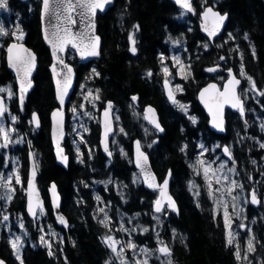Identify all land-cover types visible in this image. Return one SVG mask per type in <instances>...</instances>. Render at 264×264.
Here are the masks:
<instances>
[{"label":"trees","instance_id":"obj_1","mask_svg":"<svg viewBox=\"0 0 264 264\" xmlns=\"http://www.w3.org/2000/svg\"><path fill=\"white\" fill-rule=\"evenodd\" d=\"M202 1L194 0L195 15L192 16L169 0H116L114 7L98 18V33L102 38L101 58L83 65L73 51L68 52V62L78 72L76 89L85 83L98 91L100 109L109 100L114 103L120 114L118 125L122 127V133L119 140L124 149L121 151L112 146L113 160L105 165L108 159L99 148L100 125L97 123L92 125L87 135L94 151L92 155L85 148L88 153L86 167L76 166L71 160L69 169L65 170L56 163L50 137L49 115L57 102L48 70L50 51L41 35V2L35 6L34 13H28L29 2L10 0L11 5L21 12L13 13V17L19 15L26 32L25 42L38 54L39 63L35 88L25 104V114L37 111L42 127L18 126L27 134V140L33 143L32 149L27 143L18 149L26 172L30 151L40 162L39 187L46 201L43 222L47 226H55L48 196V188L54 181L63 196V213L71 224L69 231L61 229V239L53 244L50 251L43 246L28 247L24 253V264H120V259L105 243L104 238L114 231L101 223L96 195L106 200L116 222L126 224L136 246L146 247L154 253V256H149L153 264H168L169 260L171 264H238L235 249L227 241L221 215L215 216L205 188L198 194L194 186L195 181H201V178L194 175L192 164L200 140L203 142L204 139L209 144L217 138L227 139L236 126L241 129L242 123L228 111L225 136L214 134L209 129L208 117L199 105L197 92L210 80L222 84L226 70L232 69L237 73L242 68L254 81L255 90L264 105V95L259 94L264 89V0L219 1L216 8L228 13L229 21L225 33L213 44L200 28V13L204 9ZM211 1L208 0L206 5H212ZM131 35L134 36V43L129 39ZM171 38L184 44V59L189 64L188 78L183 82L185 92L178 95V99L190 104L192 114L198 117L197 124L166 99L162 79L157 76L161 54L170 52ZM4 40L8 44L13 36L6 35ZM5 55L4 49L3 71L0 74L2 84L11 80L15 82L14 77L9 79L11 73L5 68ZM217 65L221 66V70L210 75L207 68ZM150 72L153 74L151 81L146 77ZM246 83L248 81H244L243 87ZM133 97L137 98L140 110L149 104L157 108L164 135L158 136L143 117L135 116ZM74 99L75 94L72 101ZM261 104L256 107H261ZM251 106L252 103L248 102L251 110L250 113L248 111L249 121L253 116ZM15 109L19 110L18 105ZM146 127L151 131L147 140L152 142V146L145 149L159 179L163 180L169 170L173 174L171 192L180 212L171 213L168 219L154 210L158 193L146 190L135 179L132 144L136 139L145 141ZM157 137L159 142L155 143L153 139ZM66 148L69 153L68 140ZM240 149L242 156L239 161L243 163L246 150ZM253 171L254 168L248 167L247 174ZM111 176L119 181L118 187L111 186L107 190L101 184L96 192L91 189L90 184L107 182ZM23 197L18 196L16 209L21 206ZM22 211L25 213L24 207ZM248 218L249 221H256V229L260 225L258 249L264 259L263 203L258 208L249 206ZM116 234L121 236V231ZM161 244L169 245L170 256L159 254L157 250Z\"/></svg>","mask_w":264,"mask_h":264},{"label":"rangeland","instance_id":"obj_2","mask_svg":"<svg viewBox=\"0 0 264 264\" xmlns=\"http://www.w3.org/2000/svg\"><path fill=\"white\" fill-rule=\"evenodd\" d=\"M219 1L221 0H212V6H217ZM28 13H34L35 6L38 2H41V0H28ZM208 3V0L202 1V6L205 7V5ZM10 0H6V6L0 7V28L3 29V34H0V64L3 61V50H6V47L8 44L5 43L4 37L6 35L11 34L13 36V40L15 42H25L26 32L25 29L22 26L21 19L19 15L17 17H13V13L10 11ZM21 13V12H19ZM10 19V20H8ZM20 33H23L22 39L17 40L15 37L17 35H20ZM133 38L131 41L133 43L134 36L131 35ZM11 41V42H12ZM171 49L168 56H164L162 59H160L158 70L161 64H164L162 66L164 79L166 81H169L172 83L173 88L176 92V94L180 95L185 92L184 88V79L187 80V76L189 74V64L184 59V44H180L178 39H172L171 38ZM162 57V55H161ZM177 58L179 59L180 63H177ZM168 68V74L164 72V68ZM181 68H183V71H181ZM242 69V68H241ZM241 69L238 74L241 73ZM157 70V76L161 77L160 74H158ZM244 72V71H243ZM245 75H241L240 77L244 81H248L244 87L240 89V97L243 98L246 103L250 102L252 103L253 107V117L258 122V129L264 130V105L261 104L257 89L253 90L252 85L249 83L248 75L246 72H244ZM222 80L224 81L225 78ZM220 84V83H219ZM162 85V83H161ZM221 85V84H220ZM0 88L5 89L4 92H0V95H6L11 99V102L19 101V93L18 88L16 87V84L13 80L10 82L0 84ZM9 90L11 92V95H9ZM264 92V89L261 91ZM260 92V93H261ZM91 93V95H89ZM75 99L72 101V103L68 106V126H67V132H68V138L67 140L71 142L74 153L77 159V162L80 163L81 160L85 159L86 154L85 148H87L88 152L90 154L93 153L94 148L90 145L89 140L87 138V135L90 133L92 125L100 124V95L98 91H94L92 88H89L85 83H83L81 86H79L78 90L75 91ZM95 97H98L96 99ZM261 104V107H256L257 105ZM14 107H16L17 103H12ZM180 105H184L185 107L182 109ZM174 106L186 113L188 117L191 118L190 115V104L188 102H183L180 99H178L177 103H174ZM19 109V107H18ZM114 115H115V123H116V137H112V146H115V149L123 150V146L119 140V136L122 133V127L118 125V122L120 121V114L118 113V110L113 108ZM248 111L250 113V108L248 107ZM19 112L21 116L23 117L22 120H18L15 118V123H19L22 126L30 127L32 126V123L26 120L24 121V118L26 117L25 109L24 111H21L19 109ZM136 116L137 114L139 116H142L138 110L134 111ZM31 115V113H30ZM29 115V118H30ZM138 117V116H137ZM27 119V118H26ZM30 120V119H29ZM235 126V125H234ZM0 128H3L8 133V141L6 142L4 140L3 134L1 133L3 144L7 143V147L5 148V153L7 157L9 158L8 165L13 162V172L8 173V176L12 177V180H15V176L19 175L21 179L20 169H22V157H21V151L18 148H23L25 144H28L29 149L33 147V143L29 142L27 140V134H23V132L20 130L18 126H7L4 124V122H0ZM262 131V130H261ZM145 137L146 139H149L150 136V130L149 127L145 128ZM263 132V131H262ZM25 133V132H24ZM115 135V134H114ZM238 144H241V139H237ZM235 141L233 144H237ZM67 143V142H66ZM152 142L147 140L144 142V147H151ZM114 148V147H113ZM235 148V147H234ZM197 152L195 153L196 157L194 158V163L192 166L194 167V175L201 178V181L198 179L195 181L194 186L199 191L205 188L209 199L211 200L214 208L215 216H219L220 212L223 213V221L225 224V206L227 208V213L229 217L228 224L229 227H226L225 224V232L227 241L229 240V231H231V239L232 244L231 246L234 247L235 252L237 251V246L239 247L240 251V258L237 259L238 264H253L254 262H257V264H264V259L261 258L262 253L258 249L259 242V227L256 229L255 224L256 221H249V218L245 215V205H249V194L248 192H244L243 187L238 188L236 187L234 190L231 191V194H229L228 189L231 187V182L237 181L234 179L236 176L238 170L235 163L228 161L224 156L223 152H220L218 149V146L215 145V143L211 146L206 145V143L198 142L196 145ZM79 150V151H78ZM93 155V154H92ZM12 158V159H11ZM38 160V159H37ZM199 161H203V164L198 163ZM224 165L223 168H221V165ZM210 165V172H209V178L212 182V189L210 190L208 187V181L205 179L204 176V167H208ZM10 166V165H9ZM38 166L40 169V162L38 160ZM262 167H263V176H264V156L262 161ZM234 170V171H232ZM255 171V169H254ZM15 172V173H14ZM215 172V175L212 173ZM6 174V172H3V176ZM249 175L248 182H249ZM219 177V183H216V179ZM139 176H135V179L137 180ZM226 178V179H225ZM112 181V182H111ZM245 181V180H244ZM22 182V179H21ZM117 181L115 183L114 180H109L107 182H95L92 187V184H90L91 189L96 192L97 188L101 186V184H104L105 188L107 190L110 189L111 185H114V188L118 187ZM113 183V184H112ZM244 183V182H243ZM238 184V183H237ZM249 184V183H248ZM239 185V184H238ZM241 185V184H240ZM12 188L15 189L14 192L9 193L11 197H14L15 193L24 192V185L22 184H16L10 185ZM239 191L238 192H236ZM98 216L100 217V220H104L105 216H107V224L108 228L114 232L107 235L104 240L107 237H112L114 240L118 241L116 244L117 251H119L121 248H123V257L126 259L128 264H135V261H144L145 259L148 261V264H153L151 262V258L149 257L154 256L153 252L149 251V255H145L144 253L140 252V249H146V247L143 246H136V251L133 252L131 249L127 248L126 245L129 243L135 244L133 242V235L129 232V229L126 224L123 221L116 222L112 214L110 212L109 206L106 204V200L102 198L99 195H96V198H98ZM232 197H237L236 200H233ZM264 198V195H263ZM222 201V202H221ZM264 205V201H262ZM261 203V204H262ZM235 205V207H233ZM103 209V211H101ZM42 212L40 214V220L43 221V214ZM20 215V214H18ZM161 219V217H159ZM47 226V225H46ZM121 227L125 229V231H121ZM48 230H51L52 240H50L48 237V231L45 230L44 234L42 235L43 241L39 243L40 246L48 247V250L50 251L51 248H53V244L56 243L61 239V234H59L56 230H53L52 226H47ZM121 231V236L116 234V232ZM251 241L253 250L248 251V242ZM14 242V241H13ZM259 242V243H258ZM16 243L17 248L21 246L20 243ZM19 244V245H18ZM136 245V244H135ZM164 244H161L159 246L162 247ZM112 251V250H111ZM114 256H116L115 253L112 252ZM160 254V253H159ZM17 255L19 258L22 257L21 255V249L18 250ZM117 257V256H116ZM245 257H247L245 259ZM118 258V257H117ZM150 258V259H149ZM119 259V258H118ZM120 261V260H119ZM263 261V262H262Z\"/></svg>","mask_w":264,"mask_h":264},{"label":"water","instance_id":"obj_3","mask_svg":"<svg viewBox=\"0 0 264 264\" xmlns=\"http://www.w3.org/2000/svg\"><path fill=\"white\" fill-rule=\"evenodd\" d=\"M21 1H27V0H21ZM171 1L178 9L183 10L187 12L188 14L195 15V8H194V0H188V3L191 6V11L188 9L182 7V2L178 3L177 0H169ZM116 0H112L110 4L105 5L104 11L97 10L95 16L86 15L83 18L80 16V9H77L75 12L72 13L73 19L76 21L75 24H66L64 21V17L67 15V13H64L62 11V6L60 8H57V0H50V10L48 13L45 12L44 6H43V0L41 3V11H40V21H41V35L42 40L45 44V46L50 51V57H51V63L48 67L49 73L51 75L54 91H55V99L57 102V106L50 112L49 120H50V137L53 147V153L56 160V163L64 168L65 170H68L70 167V156L67 153V148L65 146L67 138H68V132H67V122H68V105L73 97L76 87H77V80H78V72L73 64L68 62L67 60V54L69 50H72L75 52L78 60L83 64H88L90 62H93L94 60H99L102 56V38L100 34L98 33V18L99 16L105 15L111 8L114 7ZM211 9L212 12L218 13L220 16L226 17L222 23L219 24L218 28L215 31L214 35H209V32H211L215 26V20L216 18L213 17L211 14L208 15L207 18H205V12L207 9ZM59 12L60 19L56 18V13ZM89 21H91V24H94V28L90 26ZM229 21V15L228 13H222L219 11L215 6L207 5L204 7L203 11L200 13V28L202 33L209 39L211 43H213L217 38L221 37L225 31L226 27ZM65 26H68L70 30L74 34H84L85 36L84 43H89V40L94 37H99V43L97 47L98 55L95 56H87L81 55L80 51H77V49L72 48L70 45L65 48L64 51H57L56 55H53V47L52 44L49 42L50 39H52V34L56 31H60L62 34V30ZM46 35L48 39H46ZM13 45H16L15 48H13L12 53H9V48ZM24 49H27V52L23 51ZM28 53H31L35 56V66L31 68L30 73L27 75L25 74V70L28 67L27 63L24 66H18L19 71L17 69H14L13 67L9 66V56L11 55L13 57V60H15L17 57L23 58L26 62L30 60V57L28 56ZM224 60V57L221 59ZM60 61H63V63H60ZM6 63L8 66V69L12 72V74L16 78V84L20 92V96H23V101H27L31 92L35 88V76L38 72L39 63H38V54L35 52L33 48L28 46L26 42H11L7 47V53H6ZM64 65H67L68 68L72 69L71 72V79H70V86L67 89V95L64 96V103L61 104L60 99L58 98L59 91L63 90L64 86V77L67 75V68L64 67ZM55 66V71L53 70ZM221 68L220 65L209 67L207 68V72L211 75H214L219 69ZM208 69H215V71H208ZM229 71H231L232 76H235L236 79L240 80V84L236 86V95L240 98L242 102V106L244 109V114L241 115V112L239 110V107H233L231 102L224 103L222 108H217L212 97L215 95L214 90L209 89V92L204 94V98H201V93L204 91V89L209 88L210 85H216V88L223 92L225 86L228 84L229 79H231V76L229 75ZM227 79L224 81L223 85L221 86L218 82L215 80L209 81L206 85L201 87L199 91L197 92V100L199 102V105L205 112L206 116L208 117L209 121V129L213 133L217 135H225L227 132V111L231 112H239L240 115L245 119L246 117V111H245V101L240 97V88L243 85V80L237 75V73L234 70H227ZM30 81L31 87H26V90L21 93V81ZM164 88V95L166 99L173 103L171 99H169V92L172 93V96L174 97L175 101L178 99V95L173 89V86L170 82H165L163 85ZM0 101L3 102V105L5 107V101L3 97H0ZM137 101V98L136 100ZM206 103L209 106H206ZM111 104V108L108 107V105ZM113 102L107 101L105 103L104 108L100 111V136H99V148L102 152V154L105 157L112 158L113 153L111 149V138L114 135L116 131V124H115V117L113 112ZM211 108V111H210ZM148 109H152L151 112L147 111ZM108 111V116L106 117L104 115L105 111ZM36 117V120H33V117ZM143 116L145 121L151 125L157 132L158 135H164L165 130L161 125L160 122V115L157 110V108L153 105H147L143 110ZM147 117V118H146ZM32 121L35 128H41L42 127V119L40 114L35 111L32 115ZM38 121V123H37ZM156 124H159V128L156 127ZM222 128V130H221ZM160 129H163L162 131ZM107 132V135H106ZM159 142V137L156 138V143ZM137 143L139 144V150H137ZM59 145V148L57 147ZM107 148V150H105ZM59 153V155H58ZM132 156H133V164L134 167L140 171L141 178L143 185L146 190L158 192V198L157 200L160 201V207L161 211L156 212V202L154 204V210L156 213L160 214L162 213L166 208L172 213L178 214L180 212V208L178 205V202L173 197L171 192V183L173 174L172 171L169 170L164 177L163 180H160L157 173L155 172L150 156L149 154L144 150L143 145L141 143V140L136 139L132 144ZM66 157L67 159L64 160L63 158ZM146 158V160H145ZM37 165L36 167V176L34 179V187L35 191L32 193L31 201L32 206L35 211V215H32L29 212V194H28V180L31 176V171L33 168V163ZM39 167L38 163L36 161L35 155L33 152L29 153V167H28V178L26 183V214L27 216L34 220L38 218L39 211L41 209H44L46 207V201L45 198L40 190L39 187ZM167 180V187L164 190V194H161V188L164 185V181ZM149 185H152L151 187ZM54 186V187H53ZM255 192L252 190L251 194ZM256 194V193H255ZM48 196L50 200V206L53 212V217L58 226H62L66 231H69L71 228V224L69 222L68 217L63 213L62 205H63V196L59 190V186L56 182H52L48 188ZM257 197V196H256ZM169 198L171 201V204H174V207L170 206ZM250 203L258 207L259 206V200L257 198V203H252L251 201V195H250ZM39 204V206H37ZM60 217L64 219L66 224L60 223ZM263 239H264V231H263ZM163 246H167L171 251V248L169 245L165 244ZM162 246V247H163ZM164 256V255H163ZM2 264H6L5 262H2Z\"/></svg>","mask_w":264,"mask_h":264},{"label":"flooded vegetation","instance_id":"obj_4","mask_svg":"<svg viewBox=\"0 0 264 264\" xmlns=\"http://www.w3.org/2000/svg\"><path fill=\"white\" fill-rule=\"evenodd\" d=\"M9 9L12 13H19V11L15 7H13L11 4L9 6ZM168 54H163L161 59L164 56H168ZM163 65L164 64H161L159 67V70H158V74L161 73L160 75L162 76V78H161L162 84H164V82H166V80L163 78L164 77L163 71H161ZM2 67H3V61L0 64V74L2 73L1 71H3ZM5 68L8 72L11 73V71L8 69L6 59H5ZM150 73H151V75H148L146 77L151 81V79L153 78V74H152V72H150ZM12 77H14V75L11 73L9 79H12ZM0 84H2V83L0 82ZM0 96H2L4 98V101L6 104L5 108L7 109L4 112L3 116H0V122H4V124L7 126H15V125L21 126L19 123H15L12 119L13 117L17 118L19 121L23 119L19 110H16L15 107L12 105V103H14V102L17 103L19 109L21 111H24L25 103H27L28 100L21 104L20 95H19V101L18 102L14 101V100L11 102V99L6 95H0ZM133 103L135 104L134 111L138 110L142 116H139L138 114H137V116L142 118L144 109L140 110L138 108V105H137L138 100L133 101ZM245 111H246L245 112L246 113L245 119L240 115L239 112H232L237 119H241V123H242L241 129H240V127L236 126L233 129L234 132H232V134L229 136V138H227V139L217 138L212 143H209V144L204 142V139H203V143H206V145H208V146H211L215 143V145L218 146L217 150H219L220 152H223V156L228 161L230 160V162L236 164L238 172H237L236 176L234 177V179L237 181V183L239 185L240 184L242 185L244 192H246V193L248 192L249 200H250V194H251L252 190H254L256 193V196L260 202L259 203V205H260L262 203V201H264V198H263V195H264V192H263L264 191V176L262 173L263 172L262 161H263V156H264V148L261 147V144H264V130L261 129L263 131L262 132L260 129H258L259 124L253 116L249 121L248 103H246V101H245ZM33 113H34V111L31 113V115L27 114L26 117L24 118V121L25 120H26V122L28 121V124H29V122L32 123ZM29 115H30V118H29ZM190 115H191L192 119L193 118L195 119V124L199 123V120L197 119L198 117L195 114H192L191 110H190ZM68 119H69V116H68ZM218 136L222 137L221 135H218ZM223 136H225V135H223ZM237 139H241L240 145L238 144ZM153 140L156 142V138H154ZM145 141H147L146 138H145ZM145 141H143L142 145H143L144 150L146 151V149L144 147ZM235 141H237V144H235V146H234L233 143ZM199 142H202V141L200 140ZM0 144H3L1 133H0ZM225 148L228 149V153L224 152ZM240 148H242V149L245 148V150H246V158H245V161L243 163H241L239 161L240 157L242 156ZM68 151H69L68 154L70 156V159L72 160L74 165L80 166V167H86V164H87L86 156H85L84 160L80 161V163L77 162L73 146H72L71 142H69V141H68ZM112 160H113V158L105 161V165L109 164ZM8 161H9V158L7 157V155L5 153V148L0 147V176H3V172H6V174L3 176L5 178L9 177L8 173L13 172V169H12L13 162L11 164H9L10 165L9 166L7 164ZM132 163H133V156H132ZM90 166L93 167V164H91ZM24 167H25V163H24V160L22 158V169H20V174H21V179H22L23 185L25 187L24 192L23 193L22 192L15 193L14 197H11L10 200L0 199V262H5L6 264H21V262H22V264H24V253H25L26 249L28 247L29 248H36V247L40 246L39 243L41 242V237L44 234L45 230L48 231V236H49L48 238L50 240H52V238L50 237V236H52L51 230L47 229L46 224L42 220H40V219L35 220V221L30 220L27 217L26 212L24 213L22 211L23 207L24 208L26 207L25 193H26V183H27V178H28V171L26 172L24 170ZM28 167H29V160H28ZM248 167H252L255 169V171L251 172L249 175V182L247 181L248 180V177H247ZM135 176H139V178L137 180L142 183L141 174L138 170H136ZM109 180H114L115 183L118 181L117 179H115L112 176L109 178ZM4 182L7 183V180L5 179ZM11 182H12V185L16 186L15 180H12ZM93 184L94 183H92V187L94 186ZM111 186L114 187V185H111ZM238 188H241V187H238ZM239 191L236 190V192H238V193H239ZM201 192H202V190L200 189L198 191V194H200ZM5 195H9V193L7 192V189L0 187V196H5ZM19 195H21V197L22 196H24V197L22 199L21 206L18 209H16L15 204H17L16 202L18 200ZM24 200H25V204L23 203ZM249 206H252L250 204V201H249V205H247V204L245 205V211H246L245 215L247 216V218L249 217ZM18 214H20V215H18ZM5 215L8 216V220L3 219V217ZM159 215L160 216L164 215L168 219L170 217L171 213L166 208ZM220 215L223 219V213L222 212H220ZM252 221H254V219ZM52 228H53V230H56L59 234L62 235L61 229H63V227H59L55 223V226H52ZM263 231H264V229H263ZM13 241L20 243L21 246L19 248L16 247V249H14L13 248V243H14ZM20 249H21L22 257L18 259L17 258L18 257L17 252Z\"/></svg>","mask_w":264,"mask_h":264},{"label":"snow or ice","instance_id":"obj_5","mask_svg":"<svg viewBox=\"0 0 264 264\" xmlns=\"http://www.w3.org/2000/svg\"><path fill=\"white\" fill-rule=\"evenodd\" d=\"M112 2V0H57V8H60L62 6V11L64 13H67V15L64 17V21L66 22V24L70 25V24H75L76 21L73 19L72 17V13L75 12L77 9H80V16L81 18H83L86 15H91V16H95L97 10L100 11H104L105 9V5L110 4ZM178 3H181V0H177ZM6 6V0H0V7H5ZM43 6H44V10L46 13L49 12L50 10V0H43ZM182 7L188 9L189 11H191V6L188 3V0H183L182 2ZM211 14L213 17L216 18L215 20V26L213 28V30L211 32H209V35H214L216 29L218 28L219 24L222 23L224 21V19H226V17L224 16H220L218 13H214L212 12V10L209 8L206 10L205 12V18L208 17V15ZM56 18L60 19L59 16V12L56 13ZM89 24L91 27L94 28V24H91V21H89ZM138 27V26H137ZM0 34H3V29L0 28ZM87 34H74L70 28L68 26H65L62 30V34L61 32L58 30L56 32H54L52 34V39L49 40V42L52 44L53 47V55H56L57 51H64L65 48L67 46H71L72 48L77 49V51L81 52V55H87V56H95L98 55V51H97V47H98V43H99V37H94L91 38L89 40V43H84V39L85 36ZM23 37V33H20V35H17L15 38L17 40L22 39ZM246 38V37H245ZM46 39H48L47 35H46ZM130 40H132L133 38L130 36L129 37ZM134 43V40H133ZM16 45H13L12 47L9 48V53H12L13 48H15ZM23 51L27 52V49H24ZM132 51L135 52V48H132ZM28 56L30 57V60H28L27 62L20 57H17L15 60H13V57L10 55L9 56V66L13 67L14 69H17V71H19V67L18 66H24L26 63L28 65V67L25 70V74L27 75L28 73H30L31 68L35 66V56L32 55L31 53H28ZM177 63L179 62V59L177 58ZM60 63H63V61H60ZM65 68H67V75H65L64 77V86H63V90L59 91V95L58 98L60 99L61 104L64 103V96L67 95V89L70 86V79H71V72L72 69L68 68L67 65H64ZM53 70L55 71V66L53 68ZM181 71H183V68H181ZM208 71H215V69H208ZM164 72L166 74H168V68L165 67L164 68ZM241 75H245V73L243 72V69H241ZM149 75H151V73H149ZM229 75L231 76V79H229L228 84L225 86L224 91L220 92L217 88L216 85H210L209 88L204 89V91L201 93V98H204V94L209 92V89L214 90L215 95L212 97L215 105L217 108H222L224 103H228L231 102L233 107H239V110L241 112V115L244 114V109L242 106V102L240 100V98L236 95V86H238L240 84V80L236 79L235 76H232L231 71H229ZM249 83L252 85V89L255 90V83L254 81L251 80L250 77H248ZM26 87H31V82L30 81H21V93H23L26 90ZM5 89L0 88V92H4ZM260 95H264V92L259 93ZM9 95H11V92L9 90ZM89 95H91V93H89ZM96 99H98V97H95ZM21 104L23 103V96L21 95ZM133 100H136V97L132 98ZM169 99H171L173 101V103H177V101H175L174 97L172 96V93L169 92ZM206 106H209L206 103ZM109 108H111V104L108 105ZM180 107L183 109L185 106L184 105H180ZM7 109L4 107L3 102L0 101V116H3L4 112ZM147 111L151 112L152 109H148ZM211 111V108H210ZM108 111L106 110L104 115L107 117L108 116ZM147 118V117H146ZM13 121H15V117L12 118ZM33 120H36V117H33ZM193 122L195 123V119L193 118ZM38 123V121H37ZM156 127L159 128V124H156ZM161 131L163 129H160ZM222 130V128H221ZM0 133L3 134L4 140L7 142L8 141V133L3 129L0 128ZM107 135V132H106ZM0 147H7V143L4 144H0ZM57 147L59 148V145H57ZM261 147L264 148V144H261ZM107 150V148L105 149ZM137 150H139V144L137 143ZM79 151V150H78ZM225 153H228V149L225 148L224 149ZM59 155V153H58ZM64 160H66L67 158L64 157ZM146 160V158H145ZM198 163L203 164V161H199ZM36 167L37 165L35 164V162L33 163V168L31 171V176L28 180V194H29V212L32 215H35V211L33 209L32 206V201H31V196L32 193L35 191V187H34V179L36 176ZM224 165H221V168H223ZM234 171V170H232ZM209 172H210V165L208 167H204V176L205 179L208 181V187L211 190L212 189V182L209 178ZM213 175H215V172L212 173ZM5 179L7 180V183H5ZM226 179V178H225ZM11 181H12V177L9 176L7 178L0 176V187L6 188L8 193H12L15 191L14 188H12L11 185ZM15 182L16 184H22L21 179L19 177V175L15 176ZM219 177H217L216 179V183H219ZM150 187L152 185H149ZM54 187V186H53ZM167 187V180L164 181V185L161 188V194H164V190ZM236 187H242V185H238L235 181L231 182V187L228 189L229 194H231V191L234 190ZM0 199H11L10 195H5V196H0ZM99 199V197L97 198ZM233 200H236L237 197H232ZM251 201L252 203H257V197L255 192H253L251 194ZM169 202H170V206L174 207V204H171L170 198H169ZM222 202V201H221ZM156 212H160L161 211V207H160V201L157 200L156 202ZM39 206V204L37 205ZM235 207V205L233 206ZM101 211H103V209H101ZM42 212V209H41ZM225 224L226 227H229L230 229V225L228 224L229 221V217H228V213H227V208L225 206ZM4 220H8V216L5 215L3 217ZM60 223L62 224H66V222L64 221V219L62 217H60ZM101 223L107 227V216H105V219L101 221ZM121 231H125V229L123 227H121L120 229ZM144 231H147V229H144ZM231 231H229V240L228 243L229 245L232 244V239H231ZM18 239V238H17ZM41 240L43 241V237H41ZM105 243L108 245V247L111 248L112 252L116 254V256L120 259V264H128V262L126 261V259L123 257V248H121L119 251H117V247L116 244L118 243V241L114 240L112 237H107L105 239ZM162 243V242H161ZM16 243H13V248L16 249ZM127 248L131 249L133 252L136 251V245L129 243L128 245H126ZM253 247H252V243L251 241L248 242V251H252ZM161 255L164 256H170L171 252L169 250V248L167 246H163L160 247L157 250ZM140 252L144 253L145 255H149V251L147 249H140ZM51 254V253H50ZM236 256L239 259L240 258V251H239V247L237 246V251H236ZM19 259V256L17 257ZM247 257H245L246 259ZM0 264H2V262H0ZM22 264V262H21ZM135 264H148V261L145 259L144 261H135ZM168 264H171V261H168Z\"/></svg>","mask_w":264,"mask_h":264},{"label":"bare ground","instance_id":"obj_6","mask_svg":"<svg viewBox=\"0 0 264 264\" xmlns=\"http://www.w3.org/2000/svg\"><path fill=\"white\" fill-rule=\"evenodd\" d=\"M8 20H10V19H8ZM213 44V43H212ZM211 46V45H210ZM232 59V58H231Z\"/></svg>","mask_w":264,"mask_h":264}]
</instances>
